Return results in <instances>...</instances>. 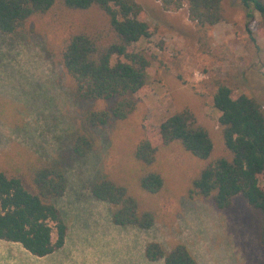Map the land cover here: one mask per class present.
I'll use <instances>...</instances> for the list:
<instances>
[{
    "label": "rangeland",
    "instance_id": "1",
    "mask_svg": "<svg viewBox=\"0 0 264 264\" xmlns=\"http://www.w3.org/2000/svg\"><path fill=\"white\" fill-rule=\"evenodd\" d=\"M135 1L152 28L149 38L134 45L155 56L147 83L135 93L136 109L126 119L89 128L93 148L82 158L71 152V135L90 102L75 99L58 58L68 22L84 24L99 20V14L73 11L60 20L52 13L35 15L18 33H0V169L25 170L39 158L68 154L66 191L56 201L67 226L64 245L37 257L16 242L0 239V264H163V259L144 258L143 248L150 241L166 250L183 243L197 264H264L255 213L241 196L224 210L210 198L187 196L204 160L177 145L160 147L154 169L163 184L152 194L139 187L142 166L133 155L145 134L183 107L206 128L213 155H219L223 141L213 93L228 85L264 109V32L256 22L247 30L238 0H222V21L204 30L188 19L185 5L166 11L160 0ZM102 176L126 185L142 208L154 212V224L148 229L115 225L109 204L90 191Z\"/></svg>",
    "mask_w": 264,
    "mask_h": 264
},
{
    "label": "trees",
    "instance_id": "2",
    "mask_svg": "<svg viewBox=\"0 0 264 264\" xmlns=\"http://www.w3.org/2000/svg\"><path fill=\"white\" fill-rule=\"evenodd\" d=\"M160 1L166 11L185 5L188 19L200 30L223 18L222 0ZM238 1L245 10L247 30L256 22L264 32V0ZM89 10L97 12L100 19L84 24L68 22L58 58L75 99L90 102L71 135L70 149L77 158L87 156L93 148L90 127L126 119L136 109L135 93L145 87L148 68L155 59L134 47L152 35L146 13L135 0H0V33L4 35L23 30L35 15L52 13L60 20L68 12ZM114 56L118 59L112 63ZM100 101L104 105L96 107ZM212 101L222 135L221 153L213 155L212 139L193 112L187 107L177 109L134 147V158L142 166L139 187L146 193H157L163 184L154 169L158 150L180 146L205 161L191 179L187 196L210 198L221 210L241 196L255 213L257 243L264 252V109L254 98L234 93L224 84L217 87ZM67 162L68 154L58 153L39 158L25 170L0 169L1 240L16 242L37 257L64 245L67 226L56 201L66 191ZM90 191L94 198L109 204L115 225L148 229L154 224V212L142 208L126 185L102 176L92 182ZM143 256L148 261L163 259V264H197L183 243L166 250L159 242L150 241Z\"/></svg>",
    "mask_w": 264,
    "mask_h": 264
}]
</instances>
